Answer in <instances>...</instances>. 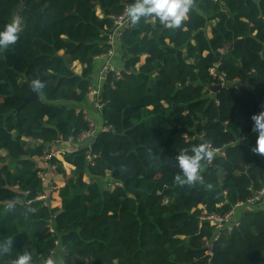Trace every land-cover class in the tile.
Masks as SVG:
<instances>
[{"label": "trees", "instance_id": "1", "mask_svg": "<svg viewBox=\"0 0 264 264\" xmlns=\"http://www.w3.org/2000/svg\"><path fill=\"white\" fill-rule=\"evenodd\" d=\"M133 2L0 0V31L23 19L18 42L0 51V243L14 241L0 264L24 250L43 264L57 239L64 264H209L205 240L215 230L202 215L227 214L264 188V157L250 151L251 116L264 110V0H195L182 29L155 18L125 29L123 77L110 72L102 89L107 129L90 150L95 164L88 148L54 157L65 179L61 207L39 199L35 158L90 128L76 104L92 88L94 61L111 49L113 17ZM212 69L228 88L212 91L220 85ZM37 78L45 82L41 99L18 111ZM236 80L247 85L231 86ZM242 135L249 139L237 142ZM204 141L221 153L204 163L203 183H174L177 154ZM240 222L222 230L214 264H264V208Z\"/></svg>", "mask_w": 264, "mask_h": 264}, {"label": "clouds", "instance_id": "2", "mask_svg": "<svg viewBox=\"0 0 264 264\" xmlns=\"http://www.w3.org/2000/svg\"><path fill=\"white\" fill-rule=\"evenodd\" d=\"M195 7V0H134L133 3L126 5L124 12L133 25L138 24L142 18H155L167 29H182L188 14ZM23 31V19L20 16L12 18L3 30L0 31V51H6L11 45H15L20 33ZM30 88L38 97L45 88V82L40 79H33ZM253 121L252 131L257 134L256 145L250 151L260 157H264V110L251 116ZM189 150H182L176 156L177 166L180 170L174 176V183L180 186H194L197 182L203 183L200 170L204 163H210L215 156L216 149L213 148L211 141H204L199 145L193 146ZM211 189L212 185L208 184ZM8 211L15 209V202L9 201L6 204ZM28 211H34L29 208ZM13 238H8L0 243V257L8 256L13 249ZM32 255L24 250L17 258L10 261V264H32ZM43 264H58L51 255L43 261ZM59 264H63L60 261Z\"/></svg>", "mask_w": 264, "mask_h": 264}, {"label": "crops", "instance_id": "3", "mask_svg": "<svg viewBox=\"0 0 264 264\" xmlns=\"http://www.w3.org/2000/svg\"><path fill=\"white\" fill-rule=\"evenodd\" d=\"M215 24V23H214ZM209 35L211 36V28L208 30ZM114 52L110 57H97L93 64L92 72V88L103 89V86L106 80L103 78L101 71L105 65H110L114 69H124L125 68V56L123 47L119 40L114 42L113 45ZM74 65L77 67L75 71L77 73L82 72V65L79 62H75ZM77 69V70H76ZM264 80V79H263ZM260 81V80H257ZM262 81V80H261ZM96 98L91 93H88L87 97L80 103L76 104L79 109L85 112L87 119L93 124L98 131L105 127V120L103 116L102 109L96 106ZM93 138L78 139L76 141H60L57 144L53 145L52 148L57 152V158L62 160L63 154L65 152H73L80 149L87 148L89 143ZM40 166V176L43 180L44 192L39 197L45 205L50 206L51 208L61 207V198L59 191L65 185V179L56 172V166L52 165L50 161H46L43 158H35ZM64 166L68 173H70L74 167L68 163H64ZM85 179L89 181V177L86 175ZM108 185V184H107ZM113 188L114 185H109ZM44 197V198H43ZM264 197V196H263ZM260 208H264V202L258 205ZM248 207L244 204L238 206L234 209V218L233 220H240L243 217L244 213L248 211ZM52 226L55 228L54 221ZM54 259L57 260L58 264L60 261H63L64 264V252L62 248L57 247L54 253Z\"/></svg>", "mask_w": 264, "mask_h": 264}, {"label": "built area", "instance_id": "4", "mask_svg": "<svg viewBox=\"0 0 264 264\" xmlns=\"http://www.w3.org/2000/svg\"><path fill=\"white\" fill-rule=\"evenodd\" d=\"M214 1H218V0H214ZM113 20H114V26H113V29H112V31L110 33V40H109V43L111 44V49L107 53L101 55L100 57H106L107 58V57H110L113 54V52H114V49H113L114 42L119 40V39H121L125 29L128 28L129 25H130V21L127 18V16H126L124 11H123L122 14L118 15L117 17H113ZM123 70L124 69H114L110 65H105L103 67L102 71H101V74H102L103 78L105 80H107L108 75L110 74V72H114L116 77L118 79H121L123 77V75H122V71ZM212 74H214V76L218 78V80L220 81V86L221 87L227 86V88H228L229 81L226 80L224 75L217 76V73H216L215 69H212ZM234 82L230 83L231 86L239 87V85H236ZM89 93H91L92 95L95 96V98H96V103H95L96 106L103 110L104 103L102 102V89H96V88L93 89V88H91ZM106 129L107 128L104 127L100 131L106 130ZM100 131H98L96 129V127L93 124L90 123V128L88 130H86L85 132H83L78 138V139H81V140L82 139H86V138H90V137L93 138L92 141L89 143V145L87 147L88 150H89V152H88V161L92 165L95 164V159L97 158V154H92V152H90V150H91L92 145L95 142V140H96V138H97V136H98ZM252 133H254V132H252ZM248 139H249L248 135H242L237 140V142H246ZM219 153H221V150L220 149H216V153L215 154H219ZM56 156H57V152L53 148H50L44 153L43 157L46 159V161L49 162V161H51V159H53ZM263 196H264V188L262 190L256 192V194L250 200H248V202L237 204L234 207V209L236 207H238V206H242V205L245 204L248 207L247 208L248 210H253L258 204H260L262 202ZM234 209L231 210L230 212H228L227 214H219V213L208 214L207 212H205L202 215V217H201L202 221L203 220L209 221L210 224L214 226V230H215L214 236L211 239H206L205 240L206 255L209 257V264H214V262H213V259H214V256H215V246L214 245L220 239L222 230H224L226 228L237 227L241 223L240 220H233V218H234ZM52 222H53V220H49V231L52 234H56V229L52 226ZM55 243H56V247L50 252V255L53 258H54L55 249L57 247L62 248V250L64 252V247L60 244V240L57 239ZM37 264H41V263H37Z\"/></svg>", "mask_w": 264, "mask_h": 264}, {"label": "water", "instance_id": "5", "mask_svg": "<svg viewBox=\"0 0 264 264\" xmlns=\"http://www.w3.org/2000/svg\"><path fill=\"white\" fill-rule=\"evenodd\" d=\"M74 13H75V12H74ZM234 83H235L236 85H244V86L247 85L246 82H244V81H239V80L235 81ZM220 89H221V86H220V85H216V86H213V87H212V91H213V92H217V91H219ZM40 99H41L40 94H39V97H38L35 93H33V91H31V94H30L27 98L24 99V103L20 106V108L18 109V111H20V110H22L23 108H25V106H27L29 103L34 102V101H39Z\"/></svg>", "mask_w": 264, "mask_h": 264}, {"label": "rangeland", "instance_id": "6", "mask_svg": "<svg viewBox=\"0 0 264 264\" xmlns=\"http://www.w3.org/2000/svg\"><path fill=\"white\" fill-rule=\"evenodd\" d=\"M73 66H74V69L77 68L75 65H73ZM76 70H77V69H76ZM257 82H258V81H257L256 79H254V81L250 82V84L248 85V87H249V88H253L254 85L257 84ZM239 86H242V85H239ZM106 187H107V188H111V186H109V184L106 185ZM113 187H114V186H113ZM263 202H264V197H263ZM258 205H259V204H258ZM258 205H257L256 207H258ZM256 207H255V208H256ZM261 208H262V207H261Z\"/></svg>", "mask_w": 264, "mask_h": 264}]
</instances>
